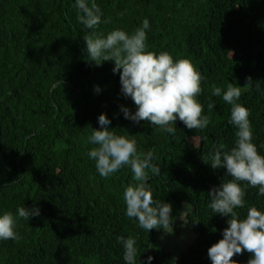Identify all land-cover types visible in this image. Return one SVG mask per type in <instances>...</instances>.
Masks as SVG:
<instances>
[{
    "label": "trees",
    "instance_id": "16d2710c",
    "mask_svg": "<svg viewBox=\"0 0 264 264\" xmlns=\"http://www.w3.org/2000/svg\"><path fill=\"white\" fill-rule=\"evenodd\" d=\"M96 2L104 16L95 34L132 33L148 18L152 50L191 59L204 77L198 99L210 123L188 129L177 119L172 135L125 119L121 107L135 112L136 105L123 95L114 61L96 66L89 59L84 36L92 30L79 22L75 0H0V211L41 209L39 217L20 221L18 241H0V264H125L121 236L137 240L142 261L154 256L153 264H212L208 250L223 238L229 217L213 212L208 193L226 169H213L203 157L210 159L219 143L231 149L237 139L231 105L212 95L213 86L241 87L238 102L250 109L254 142L264 144V0ZM102 113L118 134L135 135L138 152L154 153L148 169L153 198L172 204L170 231L183 216L194 235L178 256L159 244L164 229L149 233L126 216L131 168L105 179L87 155ZM245 199L237 209L241 218L251 205L264 204L258 188L248 187ZM172 245L182 247L178 239ZM251 255L233 259L246 264Z\"/></svg>",
    "mask_w": 264,
    "mask_h": 264
},
{
    "label": "clouds",
    "instance_id": "9594fccd",
    "mask_svg": "<svg viewBox=\"0 0 264 264\" xmlns=\"http://www.w3.org/2000/svg\"><path fill=\"white\" fill-rule=\"evenodd\" d=\"M79 9V22L92 34L84 36L86 51L96 66L104 61H114L113 72L120 74L121 91L131 98L136 111L122 106L125 119L139 124L147 121L166 133L175 135L176 121L179 119L188 129H205L210 123V116L205 115L204 106L198 99L203 92L204 77L190 58H176L168 51L157 52L148 44L150 20L145 18L142 26L129 33L124 29H115L106 36L95 34L103 22V10L96 0H75ZM253 83L251 77L248 83ZM57 85L53 84L54 89ZM260 92L261 81L255 83ZM101 89L96 86L95 91ZM213 96L222 97L231 105L229 123L236 128L234 146L227 149L223 143L214 145L209 157H203L213 169H226L222 183L214 186L208 193L211 197L209 207L215 214L228 216V227L223 231V238L212 245L208 256L212 264H241L234 260L236 255L245 251L251 253L246 264H264V204L248 207L247 214L241 218L237 211L246 206L248 187L258 188V196L264 197V144L254 142L253 126L250 120V109L239 103L242 96L241 87L228 84L223 87L213 86ZM215 102L208 104L211 111ZM100 128L94 129L88 136L92 145L87 155L96 162L99 175L105 179L129 166L134 174V183L123 193L126 205V216L138 224V227L151 232L153 229H164L169 232L173 224V206L153 198L154 189L149 183L148 169L153 167L154 153L138 152L135 135L131 137L118 134L111 128V119L106 113L98 118ZM157 173L160 168L155 169ZM41 215L38 206L31 208L19 206L16 212L0 211V241L19 240L20 221H30ZM196 223H199L196 221ZM123 246L125 264H153L155 257L147 256L141 260L137 240L132 236L119 237Z\"/></svg>",
    "mask_w": 264,
    "mask_h": 264
},
{
    "label": "rangeland",
    "instance_id": "374dc122",
    "mask_svg": "<svg viewBox=\"0 0 264 264\" xmlns=\"http://www.w3.org/2000/svg\"><path fill=\"white\" fill-rule=\"evenodd\" d=\"M171 226H169V230H171ZM174 230V231H173ZM164 230V232L159 236L158 241L162 246H164L168 251L173 252L174 255L178 256L181 250L185 249L191 243V239L193 232L190 230V226L188 225V221L183 217H179L177 227L172 229L171 232ZM195 237L196 233L194 232ZM175 239H178L181 248L176 249L172 244H175ZM170 241V242H168Z\"/></svg>",
    "mask_w": 264,
    "mask_h": 264
}]
</instances>
